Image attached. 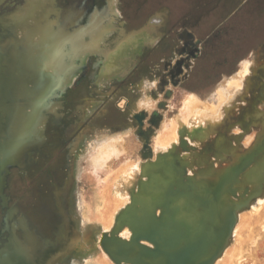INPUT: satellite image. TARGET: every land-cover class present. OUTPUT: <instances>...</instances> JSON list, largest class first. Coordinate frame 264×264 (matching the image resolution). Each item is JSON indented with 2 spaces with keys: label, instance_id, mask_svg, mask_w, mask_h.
Instances as JSON below:
<instances>
[{
  "label": "rangeland",
  "instance_id": "1",
  "mask_svg": "<svg viewBox=\"0 0 264 264\" xmlns=\"http://www.w3.org/2000/svg\"><path fill=\"white\" fill-rule=\"evenodd\" d=\"M34 1L26 10L27 0H0V37H12L3 52L12 64L0 55L1 97L8 98L21 54L52 80V90L31 95L27 87L35 83L20 78L26 88L16 100L24 117L35 111L33 122L14 149L7 129L0 136V244L16 238L26 264H135L116 254L110 240L132 242L124 217L134 201L138 216L145 207L154 220L147 208L167 198L172 205L189 200L190 213H198L196 221L177 215L181 222L165 228L168 237L180 233L182 244L206 234L199 237L203 255L193 264H264V0ZM18 9L23 16L6 29L2 19ZM25 21L34 22L24 42ZM61 39L66 62L53 50ZM177 55L187 64L172 76L165 60ZM243 61H251L254 72L240 90L230 88L222 97ZM143 79L155 81L153 98H139L129 85ZM188 92L205 104L226 98L227 112L209 132H183L174 146L157 147L158 136L181 117L184 101L196 95ZM243 139L238 160L217 174ZM197 172L208 180L203 189L194 180ZM163 212L155 209L159 217ZM139 243L155 248L146 238ZM143 260L169 264L162 256Z\"/></svg>",
  "mask_w": 264,
  "mask_h": 264
},
{
  "label": "bare ground",
  "instance_id": "2",
  "mask_svg": "<svg viewBox=\"0 0 264 264\" xmlns=\"http://www.w3.org/2000/svg\"><path fill=\"white\" fill-rule=\"evenodd\" d=\"M36 1V0H35ZM34 1V3H35ZM41 2V0H38V2ZM33 0H27L25 5V9H29L31 6L30 3H32ZM39 2V3H40ZM37 3V2H36ZM35 3V6H37ZM42 3V2H41ZM40 3V4H41ZM38 4V3H37ZM29 5V6H28ZM39 7V5H38ZM32 9V8H31ZM21 10V9H20ZM19 9L16 10L15 12L12 13H8L7 16H3L4 18L2 19L5 28L7 29H11L14 28L13 24L14 22L17 23L18 20L20 19L21 16H23V12H21ZM32 11V10H31ZM34 11V10H33ZM1 18V17H0ZM1 20V19H0ZM34 21H25L23 27L20 30L25 31L23 32L24 35V42L26 41V39L29 40V38H32L31 35L29 34V32H31V23H33ZM2 24V23H1ZM4 30V29H2ZM33 30V29H32ZM4 34V33H2ZM45 35V34H44ZM49 36V40L52 42L54 36L51 33L46 34V37ZM4 35H2L0 37V55L2 56V62H6V63H11L8 62L9 59H7L6 56H4V53L7 49L9 44L12 42V37H8V38H2ZM6 36V35H5ZM57 46L53 49L55 53H57L60 58L63 60V62H66V58H67V51L64 49V42H62V39L60 41H58V43L56 44ZM75 46V44L73 45ZM2 51V52H1ZM11 51V50H10ZM19 51V50H18ZM21 52L23 51V49L21 48L20 50ZM12 52V51H11ZM25 52V51H24ZM73 52V51H72ZM69 53V52H68ZM29 54H31L29 52ZM28 56V55H27ZM72 56V55H71ZM70 56V57H71ZM29 57V56H28ZM70 57L68 59H70ZM36 58V57H35ZM59 61V60H58ZM58 63V62H57ZM242 68H241V73H240V77H233L231 79H229L228 83H227V87H225L224 89H222V97H225L226 92L232 88L236 91L240 90L243 86H244V80L246 79V77L249 75V73L254 72L255 66L254 68L251 67L252 63L251 61H243L242 62ZM12 64V63H11ZM34 63L30 60H28L26 57H20V62L17 66L16 69L12 70V84L10 85L9 83V88L6 91V97L10 98L11 100H9L8 98H2L0 95V125L1 129H0V136L2 135L3 132H7L5 129L8 130L9 134L12 138L10 144H11V149H14L17 147L19 140H16L18 137L24 136L25 134H27V126L29 123L33 122V113H35L34 110L31 111L30 115H26L25 117L24 115V111L22 108V104H20L17 100L16 97L19 94V92L21 91H25L24 89L26 88L22 82L21 79L26 82V80L28 81H32L34 82L35 86L33 85V87L28 86L27 91L28 93H30L31 95H35L39 92V90L41 91H50L51 89V84H52V80H50L47 76H44L43 73H40L39 71H36L34 68ZM11 71V68H10ZM2 74L4 73V69L2 67H0V79L3 78L1 77ZM4 76V75H2ZM21 78V79H20ZM2 82H0L1 84ZM4 84V83H3ZM144 87L147 89L150 87L149 82L144 83ZM145 88H143V91L145 92ZM231 89V90H232ZM146 94V93H145ZM148 95H145L146 98ZM18 98V97H17ZM224 100H222L220 103H217L216 105L214 104H210L209 102H207L206 104L204 103L203 100H201L198 96H192L191 98H189L188 100H185V106L183 107L182 110V114L181 117H177L175 119L174 122H172L171 127H170V132H163L161 135L158 136V139L160 141V145H157V147L162 148L165 150V148L167 147H171L174 146L175 141H177L178 137L180 136V133H187L189 132L190 135L193 134H198L200 132H202L204 134L205 131H207L208 128H210L209 126L211 125L210 123H212V125H216L217 123H215L216 121H219L227 112V108H225L224 106H226V98H223ZM151 103V102H150ZM145 104V103H144ZM146 105V104H145ZM236 112V110H235ZM27 114V113H26ZM24 117V119H23ZM203 119L204 121L202 123H197L196 121H191V119ZM174 120V119H172ZM9 122L12 123V125L10 127H7V125L9 124ZM169 122V121H168ZM263 123V122H262ZM25 125L26 129H22V126ZM207 125V126H206ZM260 125V124H259ZM167 125H164L163 128L166 129ZM169 129V128H167ZM166 129V130H167ZM214 129V128H213ZM253 129V128H252ZM213 131V130H212ZM239 131V130H238ZM252 131V130H251ZM263 131V130H262ZM209 132V131H207ZM253 132V131H252ZM259 132V131H258ZM188 133V134H189ZM260 133V132H259ZM192 134V135H193ZM201 134V133H200ZM247 134V133H246ZM191 135V136H192ZM202 135V134H201ZM194 136V135H193ZM247 136V135H246ZM253 134H250L247 138V141L249 142L250 140H253ZM196 137V135H195ZM194 138V137H193ZM202 139V138H201ZM199 140V139H197ZM242 141V140H241ZM240 141V142H241ZM159 144V143H158ZM198 145V144H197ZM245 145H247L244 142V139L241 143H235L233 146V151L230 152V154H227L224 156L223 160H221L220 162L221 167H223L222 165L224 164L225 167L218 168L220 166H218L216 168V173L217 174H221L222 171H224V169L227 167L228 164L235 162L238 160L239 158V154H240V149H242ZM111 150V149H110ZM246 150V149H245ZM104 151V150H103ZM107 151V150H106ZM238 151V152H237ZM102 152V151H100ZM155 156V155H154ZM158 156V155H157ZM156 156V157H157ZM154 157V158H156ZM157 159L159 160V156L157 157ZM191 159V158H190ZM183 162H185V159L182 157ZM156 163V161H155ZM153 164V168H158L157 163ZM219 164V163H218ZM3 165V164H1ZM139 167V166H138ZM161 169V167H160ZM162 170V169H161ZM130 172V171H129ZM194 175V174H193ZM196 178H194V180L196 179V182L199 184L200 189L204 188V184H203V179L207 180L206 177L202 174H200L199 172L196 173ZM210 177V176H209ZM242 182L243 184L247 183V178L242 175ZM144 180H146L145 176L143 177ZM163 178H167V176L165 175V173L163 174ZM213 176V179H210V182H215L217 180L218 177ZM208 181V180H207ZM135 183V182H134ZM138 183V182H137ZM127 186V185H126ZM251 186V185H250ZM121 188V187H120ZM136 190L140 191V185L139 183L136 185L135 187ZM137 192V191H136ZM98 193V192H97ZM238 193V192H237ZM100 194V193H99ZM228 198V200L231 198L229 195L226 196V198ZM236 198V197H235ZM233 199V198H231ZM129 201V200H128ZM184 200H181V202H178L177 204L174 203V207H172V209L169 211H171L166 219V221L168 220L169 222H173L174 220L177 223H180V220H177V215H181L184 214L186 216H188L190 219H192L193 221L197 220V212H192L190 213L191 207L188 204V201L183 202ZM226 201V200H224ZM238 205L239 200H237L236 202ZM98 204V203H97ZM262 206V205H261ZM119 207V206H118ZM121 210V209H120ZM117 212V211H116ZM121 212V211H120ZM119 212V213H120ZM242 213V212H241ZM240 214V213H239ZM88 215V214H87ZM119 216V214L117 215ZM114 217V216H113ZM139 217H141V220L139 221L140 223H138L140 226L146 224H150V226L155 225V221L152 220L148 213H146L143 210L139 211ZM67 219V218H66ZM19 221V219H17ZM248 220V219H247ZM244 221V220H243ZM145 222V223H144ZM67 223V222H66ZM103 224V223H102ZM111 224V223H110ZM176 226L177 224L174 223ZM114 225V224H113ZM91 226V225H90ZM93 226V225H92ZM109 228V227H108ZM91 230V228H90ZM131 230V229H130ZM87 231V230H86ZM85 232V231H84ZM89 232V231H88ZM123 232H125L126 238L128 236H130V231L128 228H126ZM88 234V233H87ZM85 234V235H87ZM208 235V233H207ZM210 235V233H209ZM7 236V235H6ZM203 236H206L205 233H203L201 236H199L201 239H203ZM197 238L198 241L195 243H192L189 246L192 245H196L199 244V239ZM102 238V237H101ZM200 239V240H201ZM232 239V238H230ZM82 240V239H81ZM129 241V240H128ZM203 241V240H202ZM205 241V240H204ZM108 243V242H107ZM202 245V244H201ZM75 246V245H74ZM239 248V247H238ZM99 249V248H98ZM97 249V250H98ZM117 249V248H116ZM192 249L188 248L187 254L190 255L192 253ZM76 251V250H75ZM74 251V252H75ZM85 251V250H84ZM103 251V249H102ZM102 251L97 254L101 255ZM227 251V250H226ZM77 254L80 253V251L78 250V252H76ZM93 253V252H92ZM223 253H225L223 251ZM95 254V253H94ZM179 254V253H178ZM75 255V254H74ZM172 255H174L172 253ZM72 256V254L70 255ZM180 258H183L184 256L182 254H179ZM86 258V257H85ZM100 258V256H99ZM107 258V256H106ZM73 261L75 260V256L74 258H72ZM83 259V258H82ZM103 258H100V260H102ZM108 260V259H106ZM81 261V260H80ZM85 261V260H84ZM79 262V260L77 261ZM241 262V261H240ZM0 264H26L25 259H24V255H23V248H22V244L13 236L8 237V239H4L1 244H0ZM82 264V263H81Z\"/></svg>",
  "mask_w": 264,
  "mask_h": 264
},
{
  "label": "water",
  "instance_id": "3",
  "mask_svg": "<svg viewBox=\"0 0 264 264\" xmlns=\"http://www.w3.org/2000/svg\"><path fill=\"white\" fill-rule=\"evenodd\" d=\"M166 195V194H165ZM184 195V194H182ZM191 197V196H190ZM159 200V199H158ZM137 203L134 201V203L128 208V210L125 212V222L129 223L131 228L134 231L132 242H123L120 240H117L115 237L114 241L110 240L111 238H108L110 242H115L116 250L115 253L120 255L124 258H129L134 261L135 264H151V263H145L144 257L150 258V259H156L157 257H161L164 260H167L169 264H193L196 262L203 254V251H201L202 246L199 244L191 245L192 243L186 242L185 244L181 243V236L180 233H178L176 236H170L168 237L166 235V226L170 224L177 223L175 220L171 223L168 220L166 221L169 213L170 207L172 205L171 201L167 198H163V200H154V202L151 204V206L147 208L148 210H151V217L155 221V225L150 226V224L139 225L137 223L139 217L137 213H135V210L137 211ZM177 204V203H176ZM145 205V204H144ZM157 206L163 207V214L162 216H157L155 214V209ZM145 207L142 208V210ZM131 214V216H130ZM131 217V218H130ZM146 238L150 241H152L155 244V248H149L145 245H142L139 243V239ZM192 249V253L190 255L187 254L188 248ZM133 253H137L135 257H132ZM139 253V254H138ZM172 253L174 255H172ZM182 254L184 257L180 258L179 254ZM131 255V256H130Z\"/></svg>",
  "mask_w": 264,
  "mask_h": 264
},
{
  "label": "crops",
  "instance_id": "4",
  "mask_svg": "<svg viewBox=\"0 0 264 264\" xmlns=\"http://www.w3.org/2000/svg\"><path fill=\"white\" fill-rule=\"evenodd\" d=\"M162 13H163V11H161ZM157 36V35H156ZM182 38V37H181ZM158 41H159V36H158V38H156V41L154 42V44L153 45H150V46H153V47H155L157 44H158ZM145 49H146V45H144L143 46V49H142V51L141 52H137L138 53V55L140 56V55H142L143 53H145ZM177 50H178V52L180 51V48L178 49V47H177ZM181 52V51H180ZM134 58V57H133ZM180 59H183V58H179L178 57V55H177V57L174 59V62H172V61H170V60H165V63H166V65L167 66H170V71L171 70H173V68H175L176 66H177V68H178V72H177V75L178 74H180V72L182 71V67H180V66H178V64H177V62L180 60ZM134 60V64H135V59H133ZM134 64L130 67V69H132V67L134 66ZM184 64L186 65L187 63L186 62H184ZM176 68V69H177ZM130 69H129V71H130ZM147 82H149V84H151V86L149 87V88H145L144 87V83H147ZM154 84H155V81L154 80H149V79H143L142 81H140L139 83H137V82H130L129 83V85H133V87H134V89H137V91H139V93L141 94V96L139 97V98H142V95L143 94H145L146 93V95H148L149 96V98H153V96L151 95V93H150V91L152 90V87L154 86ZM143 88H145L144 90H145V92L143 91ZM188 93H193V94H196L199 98H202V97H200L196 92H188ZM188 93H186V94H188ZM186 94L184 95V98H185V96H186ZM138 103V102H137Z\"/></svg>",
  "mask_w": 264,
  "mask_h": 264
},
{
  "label": "flooded vegetation",
  "instance_id": "5",
  "mask_svg": "<svg viewBox=\"0 0 264 264\" xmlns=\"http://www.w3.org/2000/svg\"><path fill=\"white\" fill-rule=\"evenodd\" d=\"M161 12V11H160ZM159 12V13H160ZM187 47H188V45H186V46H184L183 47V49H185V50H187ZM183 63H184V60H182V59H180L178 62H177V64H178V66H182L183 65ZM256 65V64H255ZM177 68V66L175 67V68H173V70H171V72H170V74L172 75V76H174V74L176 73V72H178V68Z\"/></svg>",
  "mask_w": 264,
  "mask_h": 264
}]
</instances>
